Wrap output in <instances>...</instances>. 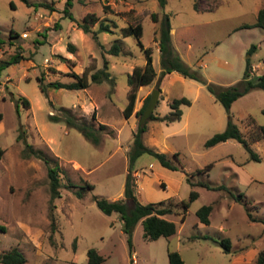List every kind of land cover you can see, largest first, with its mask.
Here are the masks:
<instances>
[{"label": "rangeland", "instance_id": "1", "mask_svg": "<svg viewBox=\"0 0 264 264\" xmlns=\"http://www.w3.org/2000/svg\"><path fill=\"white\" fill-rule=\"evenodd\" d=\"M49 3L28 5L24 0H0V62L15 53L22 57L0 69V253L13 247L23 252L22 263L86 264L87 248L94 246L107 264H167L168 249L177 250L189 264H260L264 249V88H251L235 99L229 113L204 83L177 71L158 79L161 70L158 35L166 11L171 23L173 52L207 80L220 85L239 82L250 60V75L264 73V25L255 24L264 0H31ZM195 4V5H194ZM94 13L117 23L114 32H101V48L90 33L77 26ZM157 13V18L152 16ZM142 24L140 36L152 48L155 78L138 86L133 111L125 117L130 86L127 74L143 65L145 55L133 35H120L128 23ZM97 22L91 24L96 27ZM117 38V55L106 48ZM69 44L74 45L71 50ZM251 46H255L250 50ZM108 59L113 81H90L85 88L47 86L44 81H71V72L90 73ZM159 89L153 112L167 113L173 97L185 95L182 115L169 122L146 119L145 143L172 154L178 151L182 167L163 166L153 155L142 153L134 162L133 192L141 201L164 200L172 212L164 214L176 223L170 236L148 238L141 220L135 225L130 250L127 233L116 211H101L94 195L124 198L127 151L140 123L138 109L153 89ZM28 99L24 102L22 98ZM66 107L78 120L99 127L100 143L64 121L49 118ZM151 115V114H150ZM229 116L238 125L259 159L250 157L242 142L228 139L205 147L204 141L225 128ZM144 122V123H145ZM23 132V137L18 134ZM49 160L24 155L25 139ZM57 165L59 195L52 197L48 166ZM193 182V183H191ZM223 184V188H208ZM87 183L93 187L88 188ZM194 189L198 195L183 208ZM81 192V196L76 194ZM241 192V200L233 195ZM233 193V194H232ZM212 204L209 222L196 210ZM251 216L256 218L252 219ZM207 234L208 237H203ZM227 237L230 250L218 240ZM0 264H7L0 262Z\"/></svg>", "mask_w": 264, "mask_h": 264}, {"label": "trees", "instance_id": "2", "mask_svg": "<svg viewBox=\"0 0 264 264\" xmlns=\"http://www.w3.org/2000/svg\"><path fill=\"white\" fill-rule=\"evenodd\" d=\"M28 5H47L53 8L49 3L43 1H31L24 0ZM66 6L64 7V12L74 19V16L69 10L71 5V0H66ZM160 4L164 6L166 0H160ZM195 5V4H194ZM152 16L157 18V13H153ZM97 22L96 27H92L91 24ZM77 26L80 27L84 32L90 33L93 40L101 48H105L103 42L100 40L101 32H114V28L117 26V23L113 20H107L104 18L98 19L97 15L94 13L86 14L81 20L77 21ZM257 25H264V7H261L258 10L257 20L255 22ZM172 26L170 23V16L168 12L163 13V17L160 21L159 35L157 38L158 46L160 50V59L159 63L161 70L158 74V79L160 80L165 74L175 70L181 73L183 76L196 79L205 84L207 90L218 100L229 113V108L232 102L237 99L239 96L248 92L251 88L259 87L264 88V73H260L256 76L250 75V60H247V64L244 70L243 78L233 84L229 85H220L212 81L207 80L198 70L190 67L184 60H182L178 55L173 52L171 46V30ZM142 24L138 23H128L120 27V35L127 36L133 35L136 38L138 45L144 52L145 62L143 65H136L133 67L132 72L127 74V83L130 86V91L128 92V101L123 108V113L125 117L130 116L133 111L134 102L136 99V89L138 86L143 84L150 83L156 76V71L152 64V48L150 46H145L140 39L142 34ZM71 50L74 49V45L69 44ZM255 46H251L250 50L254 49ZM121 50V42L119 39L115 38L109 47L106 48V51L117 55ZM22 57L20 53H15L11 55L8 59L0 62V69L8 66L13 62L19 61ZM71 75L74 77L73 80L65 82L60 80H49L44 81L43 75H38V85L40 90L46 94L47 86H52L56 88H85L89 85L90 81L99 82L103 79L112 80L114 77L111 75L110 70L108 69V59L103 58L102 67L92 71L88 78L86 72L77 73L75 71L71 72ZM150 95H148L138 109L137 112L142 114L144 108L146 107L149 101ZM24 102H27L28 99L25 97L22 98ZM181 103L190 104V99L185 96L173 97L169 101L171 109L163 114L157 115L152 112L150 118L164 120L166 122L179 119L182 115V109L180 108ZM59 113H49V118L55 121H64L67 125L73 126L80 130L83 135L94 144L100 143L101 140V131L106 128L105 123H100L98 128H95L93 125L84 122L83 120H78L75 116L66 108L60 107ZM264 113V107L262 108ZM2 118V113L0 112V119ZM259 127V136L264 140V125H258ZM147 123H139L135 131L133 132V137L131 144L127 151V173L124 183V196L131 197L134 200V203L129 206L124 198L118 199H108L104 196L94 195L93 199L96 202L98 208L105 212L111 213L116 211L120 219L122 220V229L127 233V239L129 243L130 250L132 249L131 234L132 231L139 220L143 223L144 235L148 238H157L159 236H170L176 232V223L172 219L166 218L164 214L172 212V208L169 205L163 204L164 200L158 201H139L133 192V180H132V171L134 170V162L142 153H149L153 155L163 166L171 169H179L183 165L179 159L178 151H174L172 154L166 153L164 151L158 150L157 148L147 144L143 140V133L147 130ZM19 138L23 137V132L21 131L18 134ZM25 139V138H24ZM228 139H234L239 142H242L246 149L250 152V157L254 159H259V155L255 152L248 143V140L238 127V125L231 119L229 116L227 124L224 129L214 132L211 136L206 138L204 141L205 147H210L218 142L225 141ZM25 150L23 154L28 155H37L43 157V159L48 162L49 158L44 155L39 149H34L32 144L27 142L25 139ZM4 148L0 146V159L3 156ZM48 177L50 182V190L52 197L59 195L60 178L57 171V165L48 166ZM193 183V182H191ZM208 188H223V184L216 186H211L208 183L202 182ZM88 188H92V183L86 184ZM76 194L81 196V192L77 191ZM233 194V193H232ZM198 195V192L192 189L189 193V198L182 199L183 208L189 206V202ZM241 192L234 194L235 199L241 200ZM212 209V204H202L197 208L196 214L202 222H209V213ZM249 213V217H250ZM252 219L256 218L251 216ZM264 222V219L262 220ZM203 237H208L207 234H203ZM223 248L227 251L230 250V240L227 237H223L218 240ZM87 262L86 264H107L105 262L104 256L98 251L94 246L87 248ZM25 260L23 252L18 248L13 247L9 251L0 253V262L3 263H22ZM257 261L260 264H264V249H262L257 255ZM167 264H189L181 257L180 253L177 250L168 249V263Z\"/></svg>", "mask_w": 264, "mask_h": 264}, {"label": "water", "instance_id": "3", "mask_svg": "<svg viewBox=\"0 0 264 264\" xmlns=\"http://www.w3.org/2000/svg\"><path fill=\"white\" fill-rule=\"evenodd\" d=\"M158 92L159 89H153V91L150 94V98L149 101L146 105V107L144 108L141 118H140V123H144L146 121V119L150 116V114L153 112V109L156 105L157 99H158Z\"/></svg>", "mask_w": 264, "mask_h": 264}, {"label": "crops", "instance_id": "4", "mask_svg": "<svg viewBox=\"0 0 264 264\" xmlns=\"http://www.w3.org/2000/svg\"><path fill=\"white\" fill-rule=\"evenodd\" d=\"M173 71H175V70H173ZM172 72V71H171ZM171 72H169V73H171Z\"/></svg>", "mask_w": 264, "mask_h": 264}]
</instances>
